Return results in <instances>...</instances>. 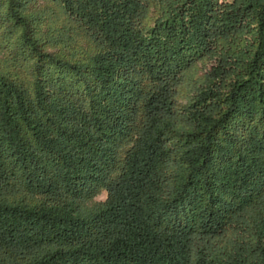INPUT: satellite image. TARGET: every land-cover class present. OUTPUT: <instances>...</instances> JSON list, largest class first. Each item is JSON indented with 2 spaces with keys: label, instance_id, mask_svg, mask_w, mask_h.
Returning a JSON list of instances; mask_svg holds the SVG:
<instances>
[{
  "label": "trees",
  "instance_id": "16d2710c",
  "mask_svg": "<svg viewBox=\"0 0 264 264\" xmlns=\"http://www.w3.org/2000/svg\"><path fill=\"white\" fill-rule=\"evenodd\" d=\"M28 1L0 0L25 70L0 69V264H264V0H178L148 27L146 0H48L97 47L81 59L41 47ZM241 29L227 91L177 129V73Z\"/></svg>",
  "mask_w": 264,
  "mask_h": 264
},
{
  "label": "rangeland",
  "instance_id": "374dc122",
  "mask_svg": "<svg viewBox=\"0 0 264 264\" xmlns=\"http://www.w3.org/2000/svg\"><path fill=\"white\" fill-rule=\"evenodd\" d=\"M178 0H146L145 12L141 18L143 27L150 26L154 20L165 15L166 11ZM229 2L231 0H219ZM48 0H30L25 11L36 13L38 42L48 51H54L65 59H81L97 49L93 41L70 18L59 12ZM249 30H237L225 36L215 38L211 50L183 67L172 82L170 95V113L173 126L177 129L188 127L186 111L201 91L214 88L220 95L224 94L234 79L233 71L239 69L240 60L244 59L250 49ZM11 37L4 32L0 23V69L22 76L23 67H18L11 60L14 51ZM19 69V70H17ZM219 69L223 72L216 74ZM103 190L93 197L102 200Z\"/></svg>",
  "mask_w": 264,
  "mask_h": 264
}]
</instances>
